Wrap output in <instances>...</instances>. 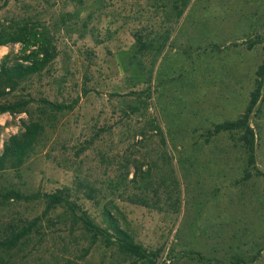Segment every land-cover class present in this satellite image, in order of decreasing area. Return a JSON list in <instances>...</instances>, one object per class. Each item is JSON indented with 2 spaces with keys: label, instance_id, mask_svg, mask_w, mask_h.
Wrapping results in <instances>:
<instances>
[{
  "label": "rangeland",
  "instance_id": "rangeland-1",
  "mask_svg": "<svg viewBox=\"0 0 264 264\" xmlns=\"http://www.w3.org/2000/svg\"><path fill=\"white\" fill-rule=\"evenodd\" d=\"M182 2L0 0V33L27 20L56 45L44 69L0 89V104L26 102L0 112V151L31 120L42 124L21 166L0 170V191L61 190L101 227L118 223L155 264L249 262L258 251L246 264H264V99L249 120L255 169L236 132L205 136L248 104L264 57V9ZM137 37L151 47L138 50ZM20 56L19 42L0 45V62ZM43 98L70 108L52 112ZM34 219L15 247L0 245V264H147L91 243L62 205L0 195V240Z\"/></svg>",
  "mask_w": 264,
  "mask_h": 264
},
{
  "label": "trees",
  "instance_id": "trees-1",
  "mask_svg": "<svg viewBox=\"0 0 264 264\" xmlns=\"http://www.w3.org/2000/svg\"><path fill=\"white\" fill-rule=\"evenodd\" d=\"M189 0H183V7H186ZM183 10H179L177 15H181ZM167 40V37H166ZM9 42H19L21 44V56L13 62H0V89L6 87L14 88L18 82L35 73L40 72L55 57L56 45L53 43L51 36L45 29H40L34 22L21 20L16 22V27L12 32L6 34L0 33V45ZM136 43L139 44L138 50H144L149 46L142 42L141 37H137ZM165 41L160 44V48L164 47ZM252 45V44H250ZM250 47V46H249ZM260 99H264V57L255 71L254 87L250 92V99L242 114L233 120H224L216 123L212 128L206 130V138L216 135L223 131L236 132L235 138L244 149L247 165L255 167L256 165V133L250 125V114ZM42 103L46 109L52 112H60L70 108L64 103L51 102L45 98ZM25 101H17L9 104H0V112L9 111L17 112L25 106ZM42 130V124L35 120H31L25 125V129L20 134L11 135L5 142L3 150L0 151V170L6 168L18 169L26 159L27 155L32 151L38 136ZM255 169V168H254ZM260 173V172H258ZM264 177V173H260ZM251 175L249 170H245L244 178ZM0 195L4 199L13 200H35L44 201L46 208H54L56 206H64L73 223L79 224L80 227L89 235L91 243L102 240L108 245H116L118 250L135 260L144 261L147 264H155V254L148 251L144 246L136 243L131 235L124 230L118 223H112L110 228L101 227L95 223L86 210L78 206L76 202L70 200L63 191L56 190L54 192H33L24 194L20 190L14 188H3ZM36 219L22 225L8 236L0 240V245L7 248L15 247L22 238L31 233L32 228L36 225ZM88 252V249L85 250ZM259 251L254 254L249 262L243 258L235 257L232 264H246L256 261ZM190 258L195 255L199 259L202 256L198 253L189 251L186 253Z\"/></svg>",
  "mask_w": 264,
  "mask_h": 264
},
{
  "label": "crops",
  "instance_id": "crops-1",
  "mask_svg": "<svg viewBox=\"0 0 264 264\" xmlns=\"http://www.w3.org/2000/svg\"><path fill=\"white\" fill-rule=\"evenodd\" d=\"M249 5L251 6V7H262L263 9H264V3L262 4V5H260L259 3H258V0H249ZM227 26H228V28L226 29L227 30V32H229L228 30H233V29H230L229 28V24L227 23ZM255 28V27H254ZM263 29H264V27H263ZM256 30H258V28H256ZM227 36H228V33H227ZM226 60H228V61H230L231 63H235L236 61H237V58L236 57H233L232 59H226Z\"/></svg>",
  "mask_w": 264,
  "mask_h": 264
}]
</instances>
